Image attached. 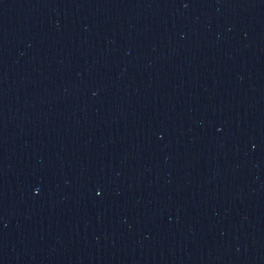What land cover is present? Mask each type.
<instances>
[{"label":"water","instance_id":"water-1","mask_svg":"<svg viewBox=\"0 0 264 264\" xmlns=\"http://www.w3.org/2000/svg\"><path fill=\"white\" fill-rule=\"evenodd\" d=\"M0 264H264V0H0Z\"/></svg>","mask_w":264,"mask_h":264}]
</instances>
